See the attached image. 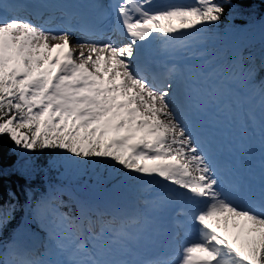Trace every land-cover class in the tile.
<instances>
[{
	"label": "snow or ice",
	"instance_id": "obj_1",
	"mask_svg": "<svg viewBox=\"0 0 264 264\" xmlns=\"http://www.w3.org/2000/svg\"><path fill=\"white\" fill-rule=\"evenodd\" d=\"M225 5L235 10L231 0L160 5L117 0L113 8L122 39H85L73 46L71 27L50 30V20L37 26L19 13L27 7L39 14L59 11L70 21L94 5L38 0L26 6L0 0V137L17 150L54 152L51 163L66 171L111 162L109 175L117 190L132 174L159 178L169 186L167 194L144 201L150 211L130 215L119 225L99 219L102 213L88 192L75 199L74 210L61 211L62 189L52 186L28 205L47 231L46 251L37 253L13 235L0 241V264H264V169L257 183L249 170L219 153L208 120L210 111L235 120L231 114L238 105L230 98V86L251 81L256 72L251 64H221L208 49L209 28L221 20ZM93 29L89 23L78 28L86 37ZM156 41L172 61L163 72L156 71L161 66L153 51ZM243 116L254 122L252 113ZM260 133L264 143V115ZM32 167L30 159L24 160L19 170L30 176ZM9 197L0 205V236L17 209L11 202L15 194ZM177 203V215L197 226L178 260L103 258L106 239L139 238ZM83 234L97 242L99 251L80 243L68 258H51L63 255L66 241Z\"/></svg>",
	"mask_w": 264,
	"mask_h": 264
},
{
	"label": "trees",
	"instance_id": "obj_2",
	"mask_svg": "<svg viewBox=\"0 0 264 264\" xmlns=\"http://www.w3.org/2000/svg\"><path fill=\"white\" fill-rule=\"evenodd\" d=\"M217 2H223V0H217ZM231 3L235 5V10L225 5V13L221 20L209 28L208 49L221 64L227 65L233 61L246 66L251 64L256 69L251 81L261 83L264 88V38L256 43L248 39L243 40L237 47L236 60L234 56H231L232 49L225 48L222 44V37L228 29L250 24L264 14V0H231ZM250 56L252 60L248 59ZM55 155L50 150L43 152L17 150L6 136L0 137V170L3 171V174H0V205L9 203L10 192L16 197L11 202L17 203V209L6 230L0 236V241H8L13 235L20 241L29 223L33 237L28 243L37 253H44L45 245L48 243L47 231L33 219L28 211V205L42 194H46L50 187L55 186L62 189L60 200L63 201V206L60 210L67 212L70 207L75 209V199L82 193L88 192L94 195L98 191L105 190L106 178L112 171L111 162L93 161L81 165L78 169L66 171L60 164L53 166L51 161ZM29 159L33 162V167L31 175L25 176L19 169L21 162ZM13 165L16 167L14 168ZM121 171L122 175L127 174L126 170ZM133 175L138 176V174ZM141 179L137 180V185L142 184ZM98 207L99 212L102 213L101 216L110 217L101 206Z\"/></svg>",
	"mask_w": 264,
	"mask_h": 264
},
{
	"label": "rangeland",
	"instance_id": "obj_3",
	"mask_svg": "<svg viewBox=\"0 0 264 264\" xmlns=\"http://www.w3.org/2000/svg\"><path fill=\"white\" fill-rule=\"evenodd\" d=\"M176 3H184V4H191L194 2V0H172ZM247 28V27H245ZM247 35V32H245ZM244 35V36H245ZM246 39H250L251 37H248ZM158 43V41L153 43V47ZM262 56V55H260ZM235 85L238 86L237 89H235ZM238 90V96H239V105L240 109H247L250 113L254 116V125L256 129L260 132V118L262 115H264V109L261 108V102L264 100V88H262L261 83H253V81H240L237 80L233 82L230 86V95L234 94L235 91ZM253 121V120H252ZM261 134V133H260ZM262 150H264V143H262V137L260 139V147ZM122 174V171H121ZM127 175V174H126ZM133 179L127 180L123 183L122 187H120L118 190L114 187L117 183L116 180L111 179L110 175L106 178L107 186L104 191H98L96 194L92 195L95 199V202L98 204V206H102L105 209H108L112 211L114 214L113 216L110 215V217H103L101 218L102 221H112L115 225H119L120 221L122 219L127 218L130 215L136 214V213H145L150 211L149 207L145 205L144 201L146 199H151L154 196V188L159 186V178L154 177H147V176H140L138 175ZM142 178V179H141ZM141 179L142 184L137 185V180ZM124 189H127L125 192ZM161 192V191H160ZM107 196V198H104L103 196ZM115 197H121L122 200L117 201L118 199H115ZM115 205L117 207H115ZM119 207V211H121V215L116 213V208ZM99 210V207H98ZM163 213L159 214V218L163 217L165 221V217L163 216ZM114 218V219H113ZM96 219V217H94ZM113 219V220H112ZM156 219H153L152 223L149 225L148 229L146 231H158V228L156 226V223L154 222ZM95 231L99 232V224L95 226ZM143 237L146 238V233H143ZM33 237V232L31 231L30 224L28 223L25 227V231L23 232V235L20 239V242H29V240ZM139 239H127L128 242L132 243ZM68 244L67 249L63 253V255H60L58 253H54L51 258L55 259H66L71 254V251L73 247H75L76 244L83 243L87 246V243H89V246L87 248L89 251L92 249V244L94 243L93 240L88 238V234H83L79 237L78 240L75 241H66ZM91 245V247H90ZM46 250V249H45Z\"/></svg>",
	"mask_w": 264,
	"mask_h": 264
},
{
	"label": "bare ground",
	"instance_id": "obj_4",
	"mask_svg": "<svg viewBox=\"0 0 264 264\" xmlns=\"http://www.w3.org/2000/svg\"><path fill=\"white\" fill-rule=\"evenodd\" d=\"M165 2H168V3H172L170 2L169 0L165 1ZM70 40H71V43H74V38L70 37ZM259 154H256L254 156V160H253V163L255 165V167L253 168V170H255L258 166V161H257V156ZM260 156V155H259ZM168 188L169 189V186L167 187H164L163 189H166ZM125 192L127 191V189H124ZM169 192V191H168ZM167 192V193H168ZM162 195V194H161ZM104 198H107V196H103ZM179 203H177L176 205H174L172 208H174L175 206H177ZM116 207V206H115ZM165 215H166V220L169 218V217H172L174 216L172 213H171V208L165 212ZM156 223V226L158 228V231H154V229H152V231H145L146 233V238H143V234L139 236V238H142L141 240H136L135 243H132V244H129L132 248L133 251H136V254L140 251H142V254L145 256L148 252L149 255H153V254H157L159 249H157L156 245H169V243H167V240L165 237H167L168 235V232L166 231V233H163V231L165 230V221H163L162 218H159L157 220L154 221ZM167 222V221H166ZM139 238H136V239H139ZM124 243V240L121 241ZM113 244V243H111ZM117 244V243H116ZM87 246H89V243H87ZM112 246V247H111ZM110 246V249L111 251H113L115 249V247L113 245ZM124 246V245H123ZM152 246L155 247V249H152ZM150 250V251H149Z\"/></svg>",
	"mask_w": 264,
	"mask_h": 264
}]
</instances>
